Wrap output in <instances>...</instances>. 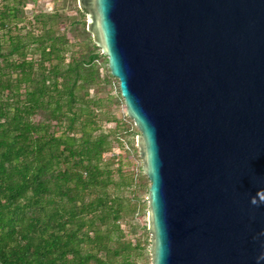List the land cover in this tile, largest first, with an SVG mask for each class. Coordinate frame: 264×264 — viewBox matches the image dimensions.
Returning a JSON list of instances; mask_svg holds the SVG:
<instances>
[{"label": "water", "instance_id": "1", "mask_svg": "<svg viewBox=\"0 0 264 264\" xmlns=\"http://www.w3.org/2000/svg\"><path fill=\"white\" fill-rule=\"evenodd\" d=\"M150 180L151 264H264V0H78Z\"/></svg>", "mask_w": 264, "mask_h": 264}, {"label": "trees", "instance_id": "2", "mask_svg": "<svg viewBox=\"0 0 264 264\" xmlns=\"http://www.w3.org/2000/svg\"><path fill=\"white\" fill-rule=\"evenodd\" d=\"M15 2L0 9V264H149L123 227L139 211L125 194L135 177L106 159L123 147L121 121L91 93L100 47L87 33L91 51L77 56L55 17L22 34Z\"/></svg>", "mask_w": 264, "mask_h": 264}, {"label": "rangeland", "instance_id": "3", "mask_svg": "<svg viewBox=\"0 0 264 264\" xmlns=\"http://www.w3.org/2000/svg\"><path fill=\"white\" fill-rule=\"evenodd\" d=\"M6 1L7 0H0V9ZM13 3L14 2H12V4ZM15 4H19L23 9L24 19L18 24L22 34L30 30L37 33L41 31L42 24L36 19L38 16H41L39 20L55 17L53 22L56 24V29L68 35L70 43L75 45L73 47L75 54L80 56L90 53L92 44L89 43L90 41L88 40L87 34L90 33L88 31L89 15L87 13L85 18L86 25L76 22V19L80 18L77 10V8L80 7L78 0H19V3L15 2ZM2 35L3 33L0 31V39L3 38ZM5 40L6 38L2 39V41ZM99 51L102 57L97 60V65L100 68L102 82L97 88L99 92L94 88L91 90V93L93 96L96 95V97L103 99L107 103V109L111 117H117V119L121 121V130H123V132L119 130V132H121L120 137L122 138L123 147H116L111 153L106 155V159L115 155V167L121 164L126 173H130L135 177L136 181L134 182V187H132L131 190H126L125 194L132 198L134 197L139 211L135 217L127 219V222L123 223V227L126 230L128 229L129 232L131 231L129 234L130 238L138 239L145 245L143 255L138 257V259L151 264V238L148 229L149 204L147 200L150 181L143 184L141 180L146 175L142 170L143 163L137 146V136L140 132H138V128L134 121L127 114L124 99L120 95L119 83L114 78H107L110 81L109 83L104 80V78L108 77L110 70L101 47ZM68 55H70V53ZM116 126V122H104V128L106 130L115 129ZM127 127H130V130L127 131Z\"/></svg>", "mask_w": 264, "mask_h": 264}]
</instances>
